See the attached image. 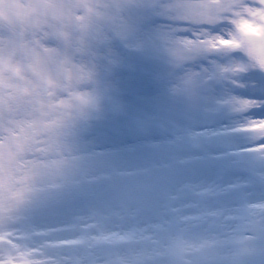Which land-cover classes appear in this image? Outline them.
Here are the masks:
<instances>
[{"label": "snow or ice", "instance_id": "6c2138e0", "mask_svg": "<svg viewBox=\"0 0 264 264\" xmlns=\"http://www.w3.org/2000/svg\"><path fill=\"white\" fill-rule=\"evenodd\" d=\"M264 5V0H260ZM84 15H78L81 6ZM231 4L218 0H111L104 11L84 0H6L0 20V264H264V143L258 163L231 156L210 182L191 183L183 170L191 163L216 165L207 145L197 160L121 171L105 157L92 167L73 155L65 137L95 107L81 89L92 72L75 63L72 26L87 31L92 18L126 34L133 18L152 14L198 27L207 35ZM256 15L255 10H249ZM161 35L182 59L190 52L239 48L249 63L218 69L235 76L264 72V34L250 29L220 49L211 41ZM214 72H204L210 79ZM239 111L251 101L236 102ZM233 132L264 137V120ZM214 133H209L211 144ZM238 173L233 179L223 177ZM51 217L45 222L42 217Z\"/></svg>", "mask_w": 264, "mask_h": 264}, {"label": "rangeland", "instance_id": "374dc122", "mask_svg": "<svg viewBox=\"0 0 264 264\" xmlns=\"http://www.w3.org/2000/svg\"><path fill=\"white\" fill-rule=\"evenodd\" d=\"M156 17L158 22L149 24V19ZM173 29L186 39L198 31V27H190L165 15L134 17L131 31L120 34L112 30L95 54L86 58L85 62L91 65L92 77L82 86L84 91L96 97V105L88 109V119L82 124L86 132L90 130L88 136L81 140V135H75V129L71 127L65 137L73 155L81 160L85 158L83 162L91 166L90 158L105 152L118 159L122 152L140 147L158 151L159 163L127 169V165L124 167L125 163L120 161L121 168L114 167L121 171H134L163 166L177 159L197 160L201 153L199 146L207 145L212 158L221 163L212 166L189 164L192 167L189 175L194 177L183 179L191 183L216 179L217 170L231 156L252 164L260 161L257 153H244L243 150L255 149L264 143V137L231 130L247 122L264 120V112L261 111L264 104V72L249 69L234 77L219 72L218 69L231 65L234 59L244 62L246 58L235 50L190 52L180 59L168 52L170 45L160 39L162 34ZM206 30L220 32L222 29L208 26ZM149 49L160 51V59L156 61L155 56L148 54ZM204 72L216 74L210 79L202 76ZM239 100L251 101L253 107L239 111L236 103ZM144 101L162 104L163 113L164 110L167 112L160 120L164 124L156 123L158 128L154 124L143 131L141 124L130 119L133 113H140L138 105ZM132 102L139 104L131 105ZM124 119L125 126L131 130L126 137L127 143L135 144L131 148L123 146V139L119 140L121 134L116 133L122 130L120 122ZM99 132L103 134L102 140L93 139ZM209 133L215 134L211 144ZM135 137L141 143L139 146ZM142 144L149 147L159 144V147L145 148ZM171 147L176 150L172 151ZM159 154L166 157H159ZM237 174L230 173L223 178L227 181ZM42 219L50 222L51 217L46 215Z\"/></svg>", "mask_w": 264, "mask_h": 264}, {"label": "clouds", "instance_id": "9594fccd", "mask_svg": "<svg viewBox=\"0 0 264 264\" xmlns=\"http://www.w3.org/2000/svg\"><path fill=\"white\" fill-rule=\"evenodd\" d=\"M171 0H157V10L170 3ZM221 4H231L232 7L229 11L224 13L220 21L215 25L221 27L220 32H213L207 30V35L202 37H191L190 39H202L205 42L211 41L216 44L218 48L224 49L229 47L221 43V41H233L234 36L239 33H244L250 29H256L258 32L264 34V5L260 0H218ZM88 6L96 8L99 6L100 11H104L103 5L111 3V0H84ZM249 10H255L256 15H252ZM78 15L85 14L83 5L77 11ZM115 25L105 19L92 18V23L87 31H81L79 27L72 26L69 30L72 34V46L80 49L74 57V62L83 65L86 69H90L91 65L87 64L86 58L95 54L97 47L105 40L106 36L115 30ZM201 27V26H196ZM208 27V26H204ZM178 38H183L177 34ZM233 50L240 52L246 59L244 64L249 63L248 58L239 48ZM83 90V86H80Z\"/></svg>", "mask_w": 264, "mask_h": 264}]
</instances>
